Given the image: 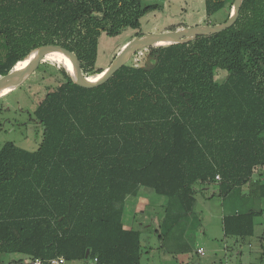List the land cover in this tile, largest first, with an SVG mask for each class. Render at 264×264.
<instances>
[{"label": "trees", "instance_id": "trees-1", "mask_svg": "<svg viewBox=\"0 0 264 264\" xmlns=\"http://www.w3.org/2000/svg\"><path fill=\"white\" fill-rule=\"evenodd\" d=\"M232 3L204 0V8L212 14ZM157 7L0 0V75L45 44L74 52L85 76L100 74L99 36L137 29ZM134 54L91 88L59 66V83L33 111L42 129L37 148L1 146L0 262L4 253H20L17 264H49L59 255L139 264L141 232L126 227L122 214L140 186L167 198L155 232L170 252L188 250L177 240L193 218L195 184H217L223 196L246 185L249 198L264 199V0H242L236 21L220 32ZM262 213L248 205L224 215V235L253 236ZM250 264H264L263 255Z\"/></svg>", "mask_w": 264, "mask_h": 264}, {"label": "rangeland", "instance_id": "rangeland-1", "mask_svg": "<svg viewBox=\"0 0 264 264\" xmlns=\"http://www.w3.org/2000/svg\"><path fill=\"white\" fill-rule=\"evenodd\" d=\"M140 1L143 6L157 4L158 7L140 17V26L137 29L126 28L116 36L102 33L98 38L96 67L108 66L138 30L145 34L207 23L218 24L228 18L230 10V6L226 5L212 14H207L204 0ZM0 51L4 52L1 44ZM134 57L135 54L131 55L128 61L131 62ZM63 64L58 58L47 55L20 85L0 96V148L7 141L28 150L37 148L42 129L33 111L45 93L59 83L61 74L58 68ZM222 78L223 73L216 72L215 79ZM195 189L196 202L190 227L181 236V242L177 240L178 245L186 243L188 250L179 252L170 248L174 250L170 252L167 244L162 243L152 226L141 234L142 264H249L257 261L260 254L264 259V238L261 239L264 237V210L254 218L253 236L237 243L232 241V236H228L225 242L221 233V215L223 210L228 213L232 201L240 205L239 208L241 203L248 202L246 204L252 207L264 209V199L257 201L251 197L239 201L235 199L236 193L224 199L219 195L217 184L197 183ZM244 193L245 190L241 192L243 195ZM166 201L165 196L157 194L152 188L140 186L138 194L127 199L122 220L125 223L129 220L130 225L135 224L136 227L140 223L148 224L152 218L163 214ZM198 246L204 248V256L196 253ZM20 257H23L20 253H4L0 264H15L13 260ZM64 264L93 263L66 260Z\"/></svg>", "mask_w": 264, "mask_h": 264}, {"label": "water", "instance_id": "water-1", "mask_svg": "<svg viewBox=\"0 0 264 264\" xmlns=\"http://www.w3.org/2000/svg\"><path fill=\"white\" fill-rule=\"evenodd\" d=\"M241 1L242 0H233L228 18L221 23L212 25H194L158 33H145L141 36L132 38L122 47L111 63L103 69L99 77L96 79L84 75L81 63L74 52L57 44L41 45L28 55L26 58L27 61L22 67L16 68V66H14L6 74L0 75V94L8 87L13 89L20 85L38 67L39 63L47 55L54 52L61 53L69 60L71 64V75L79 85L86 88L98 86L106 82L115 71L128 61L131 55L140 49L158 45L160 42H165V44L183 42L198 35L216 33L230 27L239 15Z\"/></svg>", "mask_w": 264, "mask_h": 264}, {"label": "crops", "instance_id": "crops-1", "mask_svg": "<svg viewBox=\"0 0 264 264\" xmlns=\"http://www.w3.org/2000/svg\"><path fill=\"white\" fill-rule=\"evenodd\" d=\"M259 171H261L260 169H259ZM255 174H256V176H255ZM255 174H253V176H252V179L253 178H256L257 177V175H258V172L257 173H255ZM244 188V189H243ZM243 190H245V193H244V195L243 194H241V192L243 191ZM218 191H219V195L221 196V197H223L224 199H227L229 196H231V195H228V196H223L222 194H221V192H220V189L218 188ZM242 191L240 192V193H238V192H236V194L238 195H236V197H235V199H238L239 201H242L244 198H247L248 196H247V193H248V189H247V187H246V185L245 186H243L242 187ZM233 194H235V193H233ZM249 198V197H248ZM255 199V198H254ZM255 200H257V199H255ZM258 201V200H257ZM246 203H248V202H246ZM246 203H241V207H245V206H248V204H246ZM239 206L240 205H237V204H235V202L234 201H232V204L230 205V207H229V210H228V213H226V212H224V210H223V213H222V215H221V230H222V232L221 233H223L222 234V237H223V241H225V242H227V239H228V236H225L224 235V231H223V216L224 215H226V214H229V213H233V212H235V211H237L238 209H239ZM249 206H252V205H249ZM240 207V208H241ZM243 209V208H242ZM262 210H264L263 208H262ZM160 219H161V215H159V216H157V217H155V218H152V221L151 222H149L148 224H144V223H140L139 224V226H135V224H131L130 225V223H129V220H127V222L125 223V221H124V224L126 225V227H132V228H134V229H137V230H139L140 232H141V234H142V231H145V230H149V229H151V227L153 226L154 227V231H155V229L158 227V225H159V222H160ZM233 239H232V241L233 242H239L241 239H236L235 237H232ZM264 237H261V239H263ZM243 240V239H242ZM198 247H202V246H198ZM227 247V246H226ZM183 248H185V246H183ZM204 256V255H203ZM258 257H259V255H258ZM142 256H141V261H140V263L139 264H142ZM14 261V263L15 264H17L15 261L16 260H13ZM66 261V260H65ZM253 262V261H252ZM65 263V262H64ZM63 263V264H64ZM92 263L93 264H95V262H93L92 261ZM251 263V262H250ZM249 263V264H250Z\"/></svg>", "mask_w": 264, "mask_h": 264}, {"label": "built area", "instance_id": "built-area-1", "mask_svg": "<svg viewBox=\"0 0 264 264\" xmlns=\"http://www.w3.org/2000/svg\"><path fill=\"white\" fill-rule=\"evenodd\" d=\"M215 179L220 180V176L218 174L215 175ZM196 253L199 256H203L205 254L204 248L203 247H197ZM94 261H96V258L94 259ZM47 262L49 264H63L65 262V258L62 255H59V256H55V257L48 259ZM31 263L32 264H43V260L40 258H34L31 261ZM196 264H199V263H196Z\"/></svg>", "mask_w": 264, "mask_h": 264}, {"label": "bare ground", "instance_id": "bare-ground-1", "mask_svg": "<svg viewBox=\"0 0 264 264\" xmlns=\"http://www.w3.org/2000/svg\"><path fill=\"white\" fill-rule=\"evenodd\" d=\"M158 44H165V42H160ZM49 55L50 56L52 55V57L54 56V57L58 58L59 60H61L64 63L66 69L71 73V64H70L69 60L65 56H63L61 53H58V52H54V53H51ZM26 61H27V59L22 60V62L16 68L22 67L26 63ZM99 75L100 74H95L91 78L92 79H96L97 77H99ZM10 90H11V87H8V88L4 89L1 92L0 96L4 95L5 93L9 92Z\"/></svg>", "mask_w": 264, "mask_h": 264}]
</instances>
